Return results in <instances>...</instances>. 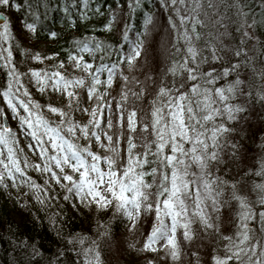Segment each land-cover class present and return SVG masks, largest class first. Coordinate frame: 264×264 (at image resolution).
Instances as JSON below:
<instances>
[{
    "label": "snow or ice",
    "instance_id": "snow-or-ice-1",
    "mask_svg": "<svg viewBox=\"0 0 264 264\" xmlns=\"http://www.w3.org/2000/svg\"><path fill=\"white\" fill-rule=\"evenodd\" d=\"M81 2L87 8L90 0ZM141 3L129 0V7L135 10ZM23 5L31 7L28 0H0V74L4 77L0 84V187H25V195L45 205L57 198L52 189L58 185L64 200L79 201L84 207L95 205L97 211L112 210L114 216L128 222L130 232L151 217L143 247L137 250L164 251L173 264L184 254L183 245L201 230L217 234L224 242L222 248L214 249L211 264H264V182L253 185L257 194L253 201L240 194L237 182L230 183L213 171L227 134L234 131L228 124L246 111L243 104L235 103L246 95L240 69L255 72V65L251 57L221 63L224 57L211 40L199 46L204 36L199 29L207 27L221 5L236 8L244 27L249 15L244 9L252 10L248 0H160L165 11L173 6L168 25L175 51L171 62L161 69L147 109L138 104L147 95L146 81L124 73L135 72L144 58V37L150 33L152 15L145 17L144 32L135 39L128 35L131 25L125 24L118 48L92 39L76 41L75 54L70 51L67 57L72 71L63 61L23 71L13 57L18 46L5 47L13 33L3 15L4 9L19 12ZM208 9L217 11L210 14ZM261 17L264 23V11ZM224 18L220 15L214 23ZM114 21L118 17L109 20L105 30L110 31ZM255 24L253 10V22L247 27ZM23 27L36 32L35 22ZM243 37L251 38L247 31ZM240 43L246 40L242 38ZM100 52L103 54L97 57ZM84 54L98 63L87 62ZM234 56H246V50L239 47ZM30 58L37 63L53 59L40 53H31ZM260 75L264 77V69ZM119 81L123 82L119 96L111 97L109 89ZM133 84L140 85L139 90ZM32 88L49 97L48 102L34 99ZM83 93L91 108L84 106ZM51 95L62 97L65 103L54 104ZM258 99L264 101V93ZM76 113L87 115V121L78 119ZM9 114L16 128L10 126ZM30 172L39 173L43 184L36 183ZM255 175L264 178V159ZM229 188L231 193L225 196ZM233 203L234 231L223 235L221 212ZM109 234L107 230L101 233ZM129 247L136 248V244ZM84 257V264H102L95 246L85 249Z\"/></svg>",
    "mask_w": 264,
    "mask_h": 264
},
{
    "label": "trees",
    "instance_id": "trees-1",
    "mask_svg": "<svg viewBox=\"0 0 264 264\" xmlns=\"http://www.w3.org/2000/svg\"><path fill=\"white\" fill-rule=\"evenodd\" d=\"M231 2L232 0H228V3ZM28 3L31 7L23 5L19 12L14 8L3 10L13 33V40L5 47L11 48L13 44L18 46L13 50V57L23 71L29 68H44L61 61L72 71L67 57L70 51L75 54L76 41L92 39L118 48L123 42L125 24L131 25L132 31L128 35L130 39H135L137 33L144 32L145 17L152 15L150 33L144 37V58L138 62L139 67L135 72L129 73L125 70L124 73L146 81L147 95L138 104L147 109L148 101L155 95L160 82L161 69L171 62V54L175 51L172 48L173 30L168 25V16L173 14V6H169L165 11L160 5V0H142L135 10L129 7V0H90L87 8L81 0H28ZM248 3L252 10L245 7L244 10L249 12L246 20L247 24H252L254 10L256 24L253 27H247V24L241 27L242 18L238 10L221 5L218 14L212 15L207 27L199 29L204 34L199 46L203 47L204 40H211L220 49L219 54L224 57L221 63L251 57V63L255 65V72L243 66L240 69L241 78L245 80L243 88L246 95L238 97L235 103L243 104L246 111L228 124L234 131L227 134V143L220 161L213 163V171L217 176L230 183L237 182L240 194L255 201L257 194L253 191V185L264 182V178L255 175L259 161L264 159V101L258 99V95L264 93V77L260 75L264 69V23H261L264 4L262 0H248ZM208 11L211 14L217 10ZM82 14H86V18H82ZM220 15L225 18L219 24L214 23ZM114 16L118 17V21H114L110 31L105 30V25L109 20H113ZM33 22L36 32L29 33L23 25ZM176 22L179 23L178 20ZM245 31L250 34V39L243 37ZM52 33H56L55 37ZM242 38L246 40L243 45L240 43ZM239 47L246 50V56H234ZM31 53H40L53 59L37 63L30 58ZM102 54L100 52L96 55L99 57ZM204 54L210 55V52L205 51ZM84 55L87 62L94 65L98 63L88 54ZM204 67L207 68L208 65ZM147 76H151L152 80H146ZM3 82L4 77L0 74V84ZM122 83L115 82L113 88L109 89L111 97L118 98ZM131 87L139 90L140 85L133 84ZM31 91L34 99L41 103L48 102L49 97H42L34 88ZM82 96L84 106L91 108L93 105L87 101L86 93ZM51 101L58 106L65 103L62 97L56 95H51ZM76 117L84 122L88 119L87 115L82 113H76ZM8 120L10 126L16 128L10 114ZM21 143L23 145L24 141ZM232 145L237 147L233 148ZM25 151L27 152L26 147ZM27 154L36 162V157L30 152ZM29 174L36 183L43 184L44 178L39 173ZM26 191L25 187H0V264H84V251L93 246L99 251L102 264H148L152 258L157 259V264H171L164 251L137 250L143 247L152 224L151 217L142 221L134 232H130V225L126 226L128 222L122 217L114 216L112 210L97 211L95 205L84 207L79 201L64 200V192L58 185H53L52 189L57 198L45 205L37 202L32 196L25 195ZM230 193L229 188L225 196ZM234 207L233 203L221 212L220 232L223 235H230L234 231ZM253 226L258 227L255 224ZM106 230L110 234L101 235ZM82 238L83 244L80 243ZM93 241L96 242L95 245ZM133 243L136 248L129 247ZM223 243L218 240L217 234L201 230L190 243L183 245L184 254L177 264H197V257L199 264H211L214 249L222 248ZM193 253L197 255L194 256Z\"/></svg>",
    "mask_w": 264,
    "mask_h": 264
},
{
    "label": "rangeland",
    "instance_id": "rangeland-1",
    "mask_svg": "<svg viewBox=\"0 0 264 264\" xmlns=\"http://www.w3.org/2000/svg\"><path fill=\"white\" fill-rule=\"evenodd\" d=\"M157 259H155V258H152V262H153V264H157ZM171 264L173 263L171 260L169 261ZM148 264H149V262H148Z\"/></svg>",
    "mask_w": 264,
    "mask_h": 264
}]
</instances>
